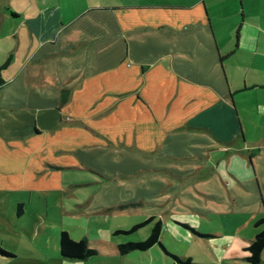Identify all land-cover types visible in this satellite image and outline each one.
Returning a JSON list of instances; mask_svg holds the SVG:
<instances>
[{"label": "crops", "instance_id": "crops-1", "mask_svg": "<svg viewBox=\"0 0 264 264\" xmlns=\"http://www.w3.org/2000/svg\"><path fill=\"white\" fill-rule=\"evenodd\" d=\"M90 1L0 0V71L20 55L8 76L0 72V193L37 192L38 158L62 139L63 148L107 155L96 182L110 200L164 193L147 217L151 228L160 220L168 251L199 264H249L242 253L264 215V0ZM163 176L172 184L159 190ZM193 210L239 219L229 233L199 234L212 259L162 239L165 226L198 234ZM25 213L22 199H0L10 225ZM224 237L239 251L223 256L230 244L213 241ZM102 242L109 254L162 249L120 253L122 241ZM11 251L0 264L16 263Z\"/></svg>", "mask_w": 264, "mask_h": 264}, {"label": "rangeland", "instance_id": "rangeland-1", "mask_svg": "<svg viewBox=\"0 0 264 264\" xmlns=\"http://www.w3.org/2000/svg\"><path fill=\"white\" fill-rule=\"evenodd\" d=\"M12 48L16 51L14 46ZM19 57L20 55L17 57L15 55L13 67L2 69L1 75L8 76L9 69L12 68L13 71ZM0 58V61L5 58L1 52ZM61 140L56 138L52 140V146L49 150L47 149V152H43L44 157L38 158L39 164L36 166L42 173L45 172V175L38 173L43 181H39L42 185L37 186V192L32 191L31 196L27 190L12 192L10 195L0 193V199L6 201L22 199L25 205L26 213L22 215L17 224L10 225L7 220L0 217V238H3L2 241L0 240V245L5 250L10 252L14 250L19 254L15 264H187L177 261L171 255H166L158 244L152 245L149 252L141 250L122 255L109 254L104 249L103 251L98 249L96 243L100 246L105 244L102 240L119 242L146 236L150 231L152 221L129 232L114 233L113 231L118 227H128L143 220L154 209V206L161 202L164 193L151 195L145 191L139 195V199L134 201L130 199L124 202L121 201L123 199H119L121 197L110 200L111 193L100 192L101 188L97 187L96 182L100 180L99 174L103 168L104 157L107 155L102 154L100 150H93L91 153L84 151L81 147L78 149L63 148ZM112 156L114 160L117 158L115 154ZM162 179L159 190L168 188L172 184L169 178L163 176ZM193 179L192 175L186 179L187 181L181 179L176 184L192 183ZM147 190L156 191L151 187ZM177 195L180 197L181 193ZM136 201H139L140 205L137 203L125 205L128 204L126 202ZM191 212L198 216L200 222L197 224L195 221L196 227L199 228L198 234L189 230L190 235H182L179 230L165 226L161 233L162 239L173 248L183 252V255L192 254L197 260L212 259L209 242L206 236L201 235H206V231L210 228L217 231L219 229L218 232L229 233L236 228L235 224L239 222V219L226 212L218 214H211V212L199 214L194 210ZM170 219L174 221L172 217ZM169 223L179 229H187L178 222L169 221ZM245 226L242 225V227ZM246 227L241 229L239 227L238 230L247 232ZM60 230H67L73 238L87 239L89 246L96 248L97 252L85 259L61 256L58 250ZM27 248L34 250V255L31 256L25 250ZM210 264L216 263L211 261Z\"/></svg>", "mask_w": 264, "mask_h": 264}, {"label": "trees", "instance_id": "trees-1", "mask_svg": "<svg viewBox=\"0 0 264 264\" xmlns=\"http://www.w3.org/2000/svg\"><path fill=\"white\" fill-rule=\"evenodd\" d=\"M4 65V64H3ZM2 65V66H3ZM21 210L20 203L17 206V211ZM153 217L148 216L143 220H140L138 222L133 223L129 227L124 228H116L114 232H129L137 227L143 225L144 223L151 220ZM184 225H186L185 222H182ZM160 220H155L149 234L141 239H129L126 241L119 242L117 244V250L120 253H125L133 249H146L151 244L155 242H159L162 249L166 252L171 254L177 261L185 262L187 264H199L197 262L192 261L190 258H182L178 255L171 253L168 251V249L165 247L164 244H162L159 241V230H160ZM255 225L263 224L262 228L259 229L254 236L249 240V243L245 248L248 252L252 253L251 257H247L249 264H259L261 262V250L264 246V215L258 217L254 220ZM197 232V231H196ZM58 250L61 256L67 257V258H73V259H85L89 257L92 254H95L97 252L96 248L90 247L88 244L87 239L85 238H73L70 236L69 232L67 230H60L58 234ZM0 254L4 256H10L13 255L12 252L5 250L0 245Z\"/></svg>", "mask_w": 264, "mask_h": 264}, {"label": "clouds", "instance_id": "clouds-1", "mask_svg": "<svg viewBox=\"0 0 264 264\" xmlns=\"http://www.w3.org/2000/svg\"><path fill=\"white\" fill-rule=\"evenodd\" d=\"M250 50H252V49H250ZM259 111H260V113L262 114V115H264V107H261L260 109H259ZM229 243L230 244V247H229V249H228V252H224L223 253V256H227V255H229V253L230 252H232V251H239V247H240V245H239V242L238 241H236V239L235 238H230V237H224V238H221V239H219V240H216V241H213V243H215V244H219V245H223L224 243ZM245 246H250V245H245ZM215 251H216V254H217V256H218V258H223L222 256H221V251H222V248H216V249H214ZM244 256H247V257H251L252 256V253L251 252H245V253H242Z\"/></svg>", "mask_w": 264, "mask_h": 264}]
</instances>
